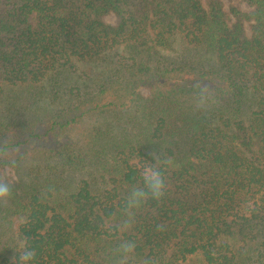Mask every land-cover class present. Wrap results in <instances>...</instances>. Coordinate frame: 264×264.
Returning <instances> with one entry per match:
<instances>
[{
	"label": "trees",
	"instance_id": "trees-1",
	"mask_svg": "<svg viewBox=\"0 0 264 264\" xmlns=\"http://www.w3.org/2000/svg\"><path fill=\"white\" fill-rule=\"evenodd\" d=\"M240 1L0 0V139L20 149L0 264L22 242L32 264H113L121 240L135 264H264V0ZM159 150L164 198L108 232Z\"/></svg>",
	"mask_w": 264,
	"mask_h": 264
},
{
	"label": "clouds",
	"instance_id": "clouds-1",
	"mask_svg": "<svg viewBox=\"0 0 264 264\" xmlns=\"http://www.w3.org/2000/svg\"><path fill=\"white\" fill-rule=\"evenodd\" d=\"M260 35V33H258ZM192 103L196 109L209 111L217 104L215 89L203 80L196 81L193 85ZM13 153L20 154V149L10 148L7 138L0 139V160H7L12 166L17 165V159ZM155 163L145 160L138 165L140 184L133 186L123 197V207L118 209L119 215L112 213L103 220L102 227L108 232L124 233L132 227L136 212L149 199L161 201L167 192V177L165 173L178 166L172 156L164 155L162 151L153 152ZM51 191L52 189L49 188ZM13 196L12 183L5 175L0 174V206H7ZM156 230L163 232L164 224H158ZM137 243L135 240H121L109 251L113 257V264H135ZM35 251L26 242L20 245V251L15 258L14 264H32L35 258ZM139 264H159L155 257L145 258Z\"/></svg>",
	"mask_w": 264,
	"mask_h": 264
},
{
	"label": "rangeland",
	"instance_id": "rangeland-1",
	"mask_svg": "<svg viewBox=\"0 0 264 264\" xmlns=\"http://www.w3.org/2000/svg\"><path fill=\"white\" fill-rule=\"evenodd\" d=\"M223 1V6L227 9L229 7V5L231 4H237L239 5L240 8L246 10L248 9L247 5L240 1V0H222ZM103 19L106 21V22H109V23H115V16L113 13H108V14H105ZM8 172H10V175H13L12 171H10L8 169Z\"/></svg>",
	"mask_w": 264,
	"mask_h": 264
}]
</instances>
